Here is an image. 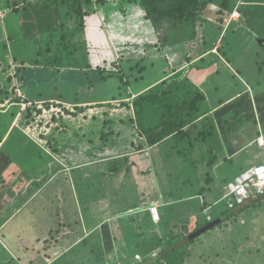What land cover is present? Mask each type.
Returning <instances> with one entry per match:
<instances>
[{
  "label": "rangeland",
  "instance_id": "rangeland-1",
  "mask_svg": "<svg viewBox=\"0 0 264 264\" xmlns=\"http://www.w3.org/2000/svg\"><path fill=\"white\" fill-rule=\"evenodd\" d=\"M244 4L245 0H238L234 10L230 11L218 8L219 6L215 2L209 5L210 11L207 9L206 14L203 15L206 21L198 23L200 35L204 34L206 41L211 43H207L204 51L215 45L217 48H221L228 43L226 48L228 58H225L223 54L222 59L226 60L227 66L231 68L230 75H225L227 69L216 61L218 74L214 75V79L208 77L203 89L209 99L210 107L221 104L231 106L232 109L224 115V120L229 121L228 127H233L231 136L235 138L234 148H236V144L238 147H242L256 141L260 136L257 134L259 131L264 135V44L259 42L257 35L252 37L248 32L239 34L238 31L234 32L235 29L240 31L248 26L247 20H243L245 18L240 11ZM62 8L65 7L62 6ZM220 10L225 12L222 11L223 14H221ZM8 13L12 14V11L5 13L0 9V23L3 25L0 29V140L1 132L4 131H8V133L12 131V140L17 141L25 140L24 136L29 135L39 144L46 148L49 147L47 150L56 160L52 165L55 169L57 168L58 172L54 174L51 181L40 186L42 191L40 199L32 203L19 216L25 221L30 216L27 215V212L32 211L35 206L37 215L31 214L30 223L27 222L31 228H28L29 225L27 227L25 223L24 226L27 229H20L21 220H17V227H13V222H9L0 232V256L6 257L2 251H5L3 247L4 244H7L17 257H20L23 262L27 261L24 252H20L27 246L30 249V259L28 260L33 261V264H42L41 262L47 264L44 258L45 247L37 246L32 249L33 245L37 242L36 239L39 240L45 235V232L48 231L49 234L55 223L57 224L59 220L67 221L66 217L71 215L69 217V238L72 241L71 244H73V240H75V244L68 246L69 253L64 256L65 253L61 254L60 252L67 250L62 239L59 241L61 251L58 250L60 253L58 256L59 258L64 257L57 264L112 263L115 257H120L119 252L122 251L130 259L127 260V263L132 264L134 260L132 255L139 253V250H135L133 245V234L144 232L146 224H149L148 216H144L145 220H143V215L136 216V213L139 210H144L149 202L157 200L169 202L175 196L178 199L184 198L190 203L197 204V201L195 202L193 199L195 195L197 196V189L207 186L206 183L200 181L208 178L209 169L212 170L210 177L215 181L218 175L221 181V183L215 181L212 186L214 187L213 192L218 193V196L210 200L209 205L212 208L209 212L218 215L222 214L224 210H228L227 202H218V200L226 194L223 191L230 183H233L238 175L240 157L245 156L242 151L238 159L232 163V167L235 168L234 174L229 175L223 172L230 164L227 157L228 149H230L227 141L228 136L215 133L214 135L192 137L191 143L187 141L181 146L182 150L183 148L189 150L185 154L188 159H185L184 162L181 160L184 157L169 156L165 159L168 154L167 150H171L173 146L170 141L167 147L162 144L161 149L145 147V144L138 139V130L133 129L132 109L118 107L108 109V105H105L116 104L118 106L121 104V101L114 103L111 99L125 93L122 77L129 73L131 62H134L132 65H135L139 60H142L143 55L147 54V58H144L142 62H147L150 65V71H145L144 77L135 84L134 80H131V83L134 84L133 92L138 93L149 87L150 84L168 74L170 69L173 70L175 61L168 59L167 51L159 53L153 46L148 48L144 45L148 41L151 44L161 42L159 41L161 35L156 31V27L151 21L146 20L135 9L130 11L126 18H119V21L123 20V25L112 20L103 23L104 19L98 13V20L94 23L99 25L103 23L105 29L104 31L97 29V35L91 32L88 36L89 43L103 48L108 41L111 46L107 45L106 49H92L89 46L88 55L85 54L82 57L78 54L74 55L72 62L75 63H72L71 70L65 71L63 74V71L52 73L50 70H45V64H48L47 58L51 53L45 51L44 55H35L34 50H38L40 46L28 39L23 41L26 50L22 55L25 54V56L19 55L18 60L15 61L14 55L9 50L11 47L9 34L11 33H9L4 20ZM18 17V14H13L9 18V22L14 28L18 25L16 20ZM90 19L95 21L92 16ZM90 19L89 22L92 21ZM211 26L214 28L211 29ZM217 27L223 32H226L228 28L231 29L228 33H223V37ZM131 43L134 44V49H131ZM190 57L193 58L192 55ZM214 58V56L209 57V59L218 60ZM22 60L29 65L31 62L37 61L39 65L33 72L19 73L18 68H25L19 64ZM105 61L109 62L106 68L115 70V75L106 78V80H98V74L94 72L95 67H103L106 64ZM90 65L92 68L87 70L92 69L93 72H85L83 67ZM18 75H23V77ZM142 93L140 92L139 95ZM245 94L248 96H244ZM61 96H64V99L72 105H76L77 102L82 103L77 107L71 106L58 100ZM40 97L45 100L35 103L24 100L25 98L36 100ZM47 104H50L49 108L46 107ZM77 108L85 109L78 112ZM10 116L12 118H9ZM244 129L246 130L244 131ZM21 133L25 135H19ZM53 148H57L58 152L53 151ZM252 149L258 151L256 146ZM183 152L185 153L184 150ZM1 156L0 153V162L4 163V156ZM105 157L125 159L126 162L118 165L116 171L111 172L109 167L112 163L108 167L101 165L100 161H103ZM263 162L264 159L259 163ZM208 164L210 165L208 166ZM41 165L40 169L43 170L48 167H46V162ZM252 165L256 166L257 164L253 163ZM250 167L247 166L244 170ZM49 170L51 171L50 167ZM185 179L194 180L193 184L185 187L186 185L183 184ZM220 185L223 186L219 192L217 188ZM56 197L65 203L59 209L54 206L59 203L55 200ZM46 204H48L50 213L46 209L44 213L41 209V206ZM162 210L165 215L164 221L158 225L151 223V227H156L160 235L163 236L162 238L165 239L166 236L173 235V241H177L179 236H182L177 235L180 232L179 228L184 227L183 223L178 222L179 219L184 218L179 215L182 214L180 213L182 210H178L171 204L163 205ZM62 211L68 212L64 214ZM58 212H60V216H57ZM201 216L202 214H199L197 219H200ZM257 216H259L257 213H253L250 220L247 219L249 222L247 226H243L240 220L236 221L234 230L236 236L230 241V244L224 235L229 232L224 231V234L222 232L216 234L217 230L207 237L209 240L203 239L204 237L188 243L185 240L184 243L187 245L180 248L190 255L189 261H186L185 264H193L190 260L191 256L197 259L198 256L207 254L210 249L219 250L215 246L217 244H220L222 249L215 253L213 259L217 260L218 258L219 260L224 255L222 250L226 246H232L231 244L234 242L238 243L239 256H234V259L229 258L226 260L227 263L217 264H264V218L257 220ZM105 218H112V222L110 223ZM106 221L107 224L114 227L115 239L112 240L114 253L105 256L103 243L96 245L93 242V252L91 251L92 246H82L83 240L91 235L87 230L83 234L80 231L75 239L78 226H86L88 230L96 227L97 230H100L99 225L101 226ZM252 221L254 223L251 226L250 222ZM257 222L259 223L257 224ZM65 223L68 226V222ZM254 225H257L258 228H253ZM32 228L39 230L38 233ZM56 229L57 227L54 226L52 236L61 235L60 237H62L64 228L61 231ZM192 230L193 226L183 228L182 232L187 235ZM18 231H20V235L15 237V233ZM19 243L23 247L19 248ZM78 249L81 251L78 252Z\"/></svg>",
  "mask_w": 264,
  "mask_h": 264
},
{
  "label": "trees",
  "instance_id": "trees-1",
  "mask_svg": "<svg viewBox=\"0 0 264 264\" xmlns=\"http://www.w3.org/2000/svg\"><path fill=\"white\" fill-rule=\"evenodd\" d=\"M215 2H217V6H219L218 8H225V10L232 11L237 5L238 0H0V9L5 11V13L10 10L12 11V14L8 13V16H5L6 18L3 19L7 23L9 33H11L9 34V43L11 44L9 50L10 53L14 55L15 61H17L18 56L22 55L26 50L23 41L24 39H28L40 46L38 50H34L35 55H44L45 51L51 53L47 58L48 64H45L46 67H44V69L50 70L52 73L63 71V74L65 71L71 70L70 67L72 63H75L72 62L74 60V55L78 54L80 57L85 54L88 55L87 50H89V46L92 49H106L107 45H109L108 41L102 48V46L91 45L88 38L91 32L97 35L98 30L102 29V31H104L105 28L102 25L103 23L112 20L119 25H123V20L119 21V18H126L130 11L134 9L146 20L151 21L156 27V31L161 35L159 38L161 42L151 44L150 41H148L144 45L148 46V48L153 46L159 53L167 51L169 55L168 59L170 60L171 58L172 61H175L173 70L170 69L167 78L155 83L152 87L146 88L145 90L143 89L141 95L134 97L135 92L132 90L134 84L144 77L143 74L145 71H150V65L147 62H142L144 58H147V54L143 55L142 60H139L135 65H132L134 62H131L130 70H128L129 73H126V77H122L125 93L122 95L120 94V97L115 96L111 99L114 103L116 101H121V104L118 106L116 104L113 106L112 104L105 105H108V109H113L114 107L132 109V114L134 115L132 119L134 125L133 129L136 128V130H138V139L141 143L145 144V147H151L158 143L162 144L165 141L169 143L173 138L178 144L173 145L171 150H167L168 154L165 158L169 156L175 158L184 157V159H182L184 162V160L187 159L185 154L189 152V150L183 148L185 151L184 153L181 147L182 145L177 140L188 138L191 141L192 137L203 136L202 132H198L194 130V128L185 129L184 125L189 124V121L181 119L183 115L186 117H191L193 115L192 117L194 118V116L200 114L199 112H203V106H206L203 101L205 95L194 82L195 76H201L203 73L207 74L206 80L209 78L214 79V75L218 74L217 62L220 65H224L225 69H227L225 75H230L231 73V68L227 66V61L222 59L223 54L225 58H228V51L226 50L228 43L216 49V52H212L215 46L204 51V47L211 43L206 41L204 34L200 35L199 33L198 23L206 21L203 15L206 14L207 9V11H210L209 5ZM62 6L65 8L63 9ZM222 11L220 12L221 14H223ZM240 11L245 18L243 20H247L248 26L242 28L240 31L239 29H235L234 32L238 31V34L240 32H248L252 37L253 35H257L258 40H260L259 42L264 44V0H245V4L240 8ZM98 13H100L104 19L102 20L103 23L100 25L94 23L98 20ZM13 14L19 15L16 19L18 23L16 28L9 22V18ZM91 16L95 21L90 19ZM89 19L92 21L89 22ZM2 27L3 25L0 23V29ZM116 28L118 30V26H116ZM213 28L214 27L211 26V29ZM230 29L231 28H228L226 32H223V30L217 27V30H220L218 32L222 34L223 37ZM118 31H120V29ZM113 43L114 42H112V44ZM192 45L193 47H191ZM130 46H132L131 49L135 48L133 43H131ZM220 52L223 53L220 54ZM190 55H192L193 58H191ZM22 56L24 57L25 54ZM210 56H214V59L218 60L209 59ZM31 63L29 65L26 61L22 60L19 64H22L25 68H18L17 70H19V73H24L26 71H28V73L33 72L36 70L39 62L34 61ZM105 63L103 67H95L94 72L98 74V80H106V78L108 79L115 75V70L113 71L112 68H106L109 62L105 61ZM201 63L206 64L200 66L199 64ZM90 68H92L91 65L83 67V70L85 72L87 71V73L93 72L92 69L90 71L87 70ZM132 71H134V73H132ZM18 76L23 77V75ZM131 80H134V84L131 83ZM30 85L32 86L33 84ZM244 96L248 95L245 94ZM64 98V96H61L58 100L76 107L82 103L77 102L76 105H72ZM24 100L26 102L35 103L36 101L43 102L45 98L40 97L36 100L25 98ZM49 106L50 104L46 105L47 108H49ZM84 109L85 108H77V111L82 112ZM226 109L230 111L232 108L227 105ZM9 118L12 117L10 116ZM241 119L242 118H240V120ZM7 133L8 131L1 132L2 138L0 144L2 143V145L0 146V153L5 157H3L5 164L0 165V174H4L8 171V177L10 181L12 180V186L21 190H27V188L32 189L33 187L40 188L44 183L51 181L54 174L58 171L56 170L57 168L55 169L52 165L56 160L52 158V154L47 150L49 147H44L39 144L37 140L22 133L19 135H25V140H12L13 132ZM4 137L5 141H3ZM53 151L56 153L58 152L57 148H53ZM49 161L50 163H48ZM43 162H46V167L48 166L45 170L40 169ZM124 162H126L125 159L113 158L108 162L102 161L101 165H106L108 167L112 163L109 167V171L114 172L118 165ZM224 171L225 170H223V172ZM192 181L194 180L185 179L183 184L187 187V185L193 184ZM212 181H214L213 178H209L208 176V179L203 181L207 186L197 189V196L195 195L193 201H197L198 205L193 204V202L190 203L184 198L178 199L177 196L173 197L174 202L173 200H168L169 202L163 200L160 201L162 204L156 202L151 205L149 204L150 206L148 205V208L154 204L159 206L161 221L155 224L150 217L148 208L147 212L142 214L143 217L148 216L149 224H146L147 226L144 232L133 234V245L135 250H139V253H134L132 255L134 257L132 264H185L186 261H189L188 257L190 255L180 250V248L187 245L186 243L197 241V239L202 237H204L203 239L209 240L207 237L217 230L216 234L220 232L224 234V231L229 232V234L225 232L226 234L224 235L227 237V242L230 244V241L235 239L236 236L234 230L236 229L237 220H240L243 226H247L249 223L247 219L250 220L253 213L259 215L256 217L257 220H259L261 216H264V190L260 191L257 188L253 192H250L249 197L243 201H238L235 195L230 193L231 190L229 188V191L218 200V202L226 201L228 210L218 216L211 214L209 211L212 206L209 205V202L212 200L211 198L214 193L211 187L215 184V181L213 184ZM209 185L210 187L208 188ZM218 188H220V186H218ZM260 194L261 198L258 197ZM205 196H208V198L205 199ZM169 204L178 208V210L181 209L182 211L180 213L182 214L179 215L184 217L178 220V222L184 224V227L179 228L180 232L177 235L182 236H179L177 241H173V235L166 236L167 238L165 239L162 238L163 236L160 235L157 228L151 227V223L158 225L164 221L165 215L162 208L163 205L167 206ZM237 209H239V211ZM243 210H246L248 213H241ZM57 214V216H60V212ZM199 214H202V216L200 219H197ZM70 216L71 215H69V217ZM69 217H66L67 221L59 220L57 227H66L67 224L65 222H68L69 226ZM105 219L108 220L109 218ZM110 219L111 223L112 218ZM132 220H134V218H132ZM5 221L6 218H1L0 216V225H3ZM184 222L192 225H186ZM107 223L106 221L102 223L101 226L99 225L100 230H97L96 227L92 228V230H88L85 225V227L78 226L77 234H79L80 231L83 234L84 230H87L91 234L89 238L83 240L81 245L85 247L92 246L93 249L91 251L93 252V242H95L96 245L103 243V245H105V256L114 253L115 250L112 242V240L115 239L114 227ZM253 223L254 221L250 222V225L252 226ZM258 223L259 222H257V224ZM191 226H193V230L185 235V233L182 232L183 228L185 229ZM110 227L112 228L109 229ZM253 228H258V226L254 225ZM52 232L53 230L50 231L51 237L54 238ZM185 240L186 243H184ZM219 245L220 244H217L215 246L221 250L222 246ZM231 245L232 246H226V248L222 250L225 256L223 255L219 260L218 258L217 260L213 258H215V253L220 251H213L210 249L207 254L200 255L197 259L191 256V263H227L226 260H229V258L234 259V256H239L238 243L234 242ZM156 248L160 250L156 251ZM27 250H29V248L25 250V255ZM79 250L81 251V249H78V252H80ZM68 253L69 251H67L64 256ZM119 253L121 254L120 257L117 256L114 262H107L106 264H129L127 260L130 259L127 258L125 252L122 251ZM1 260L0 256V261ZM41 263L44 264V262ZM57 263L58 261L51 263L47 262V264Z\"/></svg>",
  "mask_w": 264,
  "mask_h": 264
},
{
  "label": "crops",
  "instance_id": "crops-1",
  "mask_svg": "<svg viewBox=\"0 0 264 264\" xmlns=\"http://www.w3.org/2000/svg\"><path fill=\"white\" fill-rule=\"evenodd\" d=\"M214 48L215 49H213L212 52H216V49H218L217 48V45H215ZM170 60L172 61L171 58H170ZM167 77H168V74L165 75L164 77L160 78L158 81L153 82L152 84H150L149 87L154 86L155 83H158V82H160L161 80H163L164 78H167ZM206 78H207V74H203L202 73L201 76H195V79H194V82L196 83V85L199 86L198 88L200 89V91L202 93H204V95H205L204 98H203V101H204V103H205L206 106H203V112H199L200 114L194 116V118L192 117L193 116L192 115L191 116L192 119H191V117H186L185 115H183L181 117V119H186V120L189 121V124L184 125L185 126L184 127L185 129L194 128V130H196L198 132H202L203 135H214L215 133H217L219 135L225 134L226 136H228L227 141L229 143L230 149H228L229 155L227 157H228V161H229L230 164H229L228 167H226V170L224 169L225 170L224 173H228L229 175L230 174H234L233 173V170L235 168L232 167V163L234 162V160H237L238 159V156L243 151L242 153H244L245 156L240 157V159H241V161H239V163H240L239 170L240 171H239L238 175L234 179V180H236L238 178V176H240L241 174L247 172L253 166H255V165H252L253 163L258 164L261 160L264 159V149L261 148L258 145V143H257L258 138L260 136H262L263 134L260 133V131H259L257 134H259L260 136L256 139V141L254 140L249 145L242 146V147H238L237 144H236V148H234L233 143L235 141V138H233L231 136L232 135L233 127H228L229 121L224 120L225 119L224 118V115L226 113L230 112V111H228L226 109L227 105L226 106H223V104L218 105L216 107H210L209 99L207 98V95L205 94V91L203 89V87H204L203 85H204V83L206 81ZM149 87H147V88H149ZM142 91L143 90L139 91L138 93H134V97H137L139 95V93L142 92ZM245 130L246 129H244V131ZM27 136H29V135H27ZM32 139H34V138H32ZM3 141H5V137H4ZM177 141H179V143L181 145L185 144V142H187V141H188V143L189 142L191 143V141L188 138L187 139L185 138V139H182V140H177ZM170 143L172 145L178 144L173 138L170 140ZM162 144H165V147H167L168 141H165ZM162 144H159L158 143V144H156L154 146H151L149 148L150 149H152V148H159V149H161L160 146ZM254 146L257 147V149H258L257 152L252 149ZM257 156H259V157H257ZM111 159H113V158L105 157L103 161L108 162ZM100 162H102V161H100ZM4 164L5 163H3V161L0 162V165H4ZM209 165L210 164H208V166ZM247 166H251V167L249 169L244 170V168L247 167ZM211 171L212 170L209 169V171L207 173V176H209V178H210ZM6 172L4 174H0V216H1V218H3V217L6 218V221L4 222V224L3 225H0V232L6 227V225L9 222H13V227H17L16 226V221L17 220H21L22 221V222L20 221V223L22 224L21 227H20V229L21 228L27 229L24 225H25V223H26V226L29 225L28 223H30L31 214L32 215H37V212L35 210L36 209L35 206L33 207V210L32 211L27 212V215H30V216L28 218H26L25 221H24L23 218L20 219L19 216H21L22 213L24 212V210H26L32 203H34V202H36L37 200L40 199V195H41V192H42L41 191V188H38V187L35 188V187H33L32 189L27 188V190H21L19 188H14L12 186V184H11L12 183V180L10 181V178L8 177V171H6ZM204 180H201L200 182L204 183L203 182ZM234 180H233V182H234ZM215 181L221 183L220 178H219L218 175H217V179ZM213 182L214 181H212V184H213ZM230 184H232V183H230ZM230 184L228 185L227 189H225L223 192L229 191ZM213 188L214 187H211V190ZM218 189H219V192H220L221 189H222V185H220V188H218ZM209 195H210V193H209ZM215 196H218V193H216V192L213 193L211 199H215L216 198ZM260 196H261V194L258 197L261 198ZM204 198L207 199L208 196H205ZM209 199H210V197H209ZM55 200L59 201V203H56V205L54 204V206H55L56 209H59L60 206H63L65 204V203L62 202L61 199H58L57 197L55 198ZM156 202L162 204L160 201L157 200V201L149 202L148 205L149 204L151 205V204L156 203ZM173 202H174V200H173ZM263 202H264V200H263ZM148 205H146V207H145L144 210H139L138 213H136V216H138V215L141 216L143 212H147ZM41 209H42V211L44 213H45V209H46V211L48 213H50L49 212V209H48V204L41 206ZM237 210L239 211V209H237ZM62 212H64V214H67L68 211H62ZM241 213H248V212H246V210H243ZM218 215H221V213L218 214ZM261 218H264V216H261ZM142 219L145 220V218H143V216H142ZM110 220L111 219L109 218L108 221L110 222ZM56 225H58V223L57 224L55 223L54 226L57 227ZM30 226L31 225H29V227L28 226L27 227L28 228H31ZM54 226H53V229H51V230H54ZM62 228H64V231L62 232V237H60L61 236L60 235L58 237H54L53 238V237H51V233L49 232V234H48V231H47V232H45V235H43V237L41 239L40 238H39V240L36 239L37 242H35L34 245H33V248L32 249H35V247H37V246H41V247L43 246V247H45L44 258H45V261H47V262H50L51 263V262H54V261H59L60 259H59L58 254L60 255V253L61 254L62 253H66L68 251V246L75 244L74 243L75 240H73L74 242H73V244H71L72 241L69 238L70 237V235H69L70 234L69 233L70 232L69 231V226H66V227H57V229H59V231H61ZM118 229H119V226H118ZM33 230L36 233H38V231H39V230H36V229H33ZM16 235H20V231H18L17 233H15L14 236L16 237ZM63 235H68V236H63ZM77 236H78V234L76 235V237ZM76 237H75V239H76ZM61 239H62L63 245H65V247H66L65 248L67 250V251L65 250L66 252H63V251H61L59 249L60 248L59 247V241ZM0 242H1V239H0ZM47 243H50V244H47ZM18 245H19V248L20 247H23V245L20 244V243ZM27 248L28 247L25 246L23 250H20V252H25V250ZM3 249L5 251H2V252L5 253V256L6 257H2L1 256V259H2L0 261L1 264H33V261L28 260V259H30V252H29L30 249L27 250L26 255H24V256H26L25 258H27V261H24V262L22 261V259L20 257H17L13 253V251L8 247L7 244H4ZM58 250L61 251V252L59 253ZM48 257H50V258H48Z\"/></svg>",
  "mask_w": 264,
  "mask_h": 264
},
{
  "label": "built area",
  "instance_id": "built-area-1",
  "mask_svg": "<svg viewBox=\"0 0 264 264\" xmlns=\"http://www.w3.org/2000/svg\"><path fill=\"white\" fill-rule=\"evenodd\" d=\"M259 144L264 146V141L261 140ZM256 187L264 189V162L235 180V183L230 186V193L234 194L238 201H243L249 197L250 192H253ZM148 211L155 224L161 221L158 205H152L148 208Z\"/></svg>",
  "mask_w": 264,
  "mask_h": 264
},
{
  "label": "clouds",
  "instance_id": "clouds-1",
  "mask_svg": "<svg viewBox=\"0 0 264 264\" xmlns=\"http://www.w3.org/2000/svg\"><path fill=\"white\" fill-rule=\"evenodd\" d=\"M261 140H263L264 141V136L262 135V136H260L259 138H258V141H257V143H258V145L261 147V148H263L264 149V146H262V145H260L259 143H260V141ZM260 163H258L257 165H259ZM256 165V166H257ZM256 166H253L250 170H248L247 172H249V171H251L252 169H254V167L256 168ZM247 172H245V173H243V174H241L238 178H240V177H242V176H244V174H246ZM237 178V179H238ZM236 179V180H237ZM233 183H235V180H234V182ZM232 183V184H233ZM232 184H230V186L232 185ZM257 188V187H256ZM258 190H260V191H263L264 189H260V188H257Z\"/></svg>",
  "mask_w": 264,
  "mask_h": 264
}]
</instances>
